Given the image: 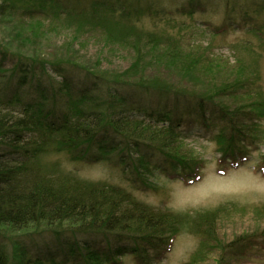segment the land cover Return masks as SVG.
<instances>
[{"label":"trees","instance_id":"16d2710c","mask_svg":"<svg viewBox=\"0 0 264 264\" xmlns=\"http://www.w3.org/2000/svg\"><path fill=\"white\" fill-rule=\"evenodd\" d=\"M142 1H0V19L8 24L18 19L22 33L33 40L38 39V31L31 22L53 14L95 27L104 18H114L117 21L105 25L103 33L108 41L128 48L133 61L124 69H104L100 59L92 63L86 56H72L73 43L64 46L71 55L58 52L47 60L13 51L0 40V147L5 148L0 149V264H70L71 259L82 264H121L126 256L137 264H157L182 232L180 216L141 202L129 187L88 182L60 173L55 164L48 169L43 157L67 154L74 162L117 164L114 154L134 149V172L147 187V173L156 170L191 182L200 178V161L183 152L191 136L184 129L185 115L196 116L206 126H213L216 117L225 122L215 138L222 144L220 163L230 167L247 162L249 146L261 139L264 98L251 99L253 82L242 74L243 65L223 68L206 50L139 28L135 22L154 15ZM164 10L176 20L208 7L190 0L188 7ZM209 26L214 34L226 29ZM66 66L84 72L86 81L66 73ZM51 69L61 72V77L56 79ZM9 82L14 85L11 90L5 86ZM30 85L35 96L26 99L22 90ZM128 87L173 97L175 102L163 99L159 110L142 111L122 91ZM157 157L167 165H158ZM262 159L264 171V155ZM202 227L203 223L195 231L200 234ZM44 233L75 238L104 233L109 241L106 246L73 241L59 260L31 254L24 246L26 238Z\"/></svg>","mask_w":264,"mask_h":264},{"label":"rangeland","instance_id":"374dc122","mask_svg":"<svg viewBox=\"0 0 264 264\" xmlns=\"http://www.w3.org/2000/svg\"><path fill=\"white\" fill-rule=\"evenodd\" d=\"M189 1L143 0L144 6L152 7L154 15L153 18L142 17L140 22H135L136 26L161 38L171 37L186 46L206 50L223 68L238 69L242 64V74L253 82L251 99L264 98V0H195L203 2L208 10L180 15L176 20L164 13V9L188 7ZM227 10H231L230 14ZM104 20L95 27L90 22L81 25L78 19L70 20L64 15L57 17L53 14L49 19L31 22V28L38 31V39L33 40L31 35L27 37L22 33L18 19L9 24L7 20L0 19V40L6 41L13 51L40 55L47 60L54 59L58 52L71 55L70 51L65 53L64 46L73 43L71 47L75 52L72 56H86L92 63L100 59L104 69L129 67L133 63L129 49L108 41L102 30L111 20H117L111 17ZM209 25L226 29L223 33L214 34ZM250 42L253 48H246L250 47ZM233 46L237 49L234 50ZM50 72L56 79L61 77V72L52 69ZM66 73L80 81L87 78L84 72L70 66H66ZM5 86L8 90L14 88L11 82ZM22 91L26 99L35 96L31 85ZM122 91L130 94L135 106L142 111L159 110L163 99L175 102L173 97L133 87ZM183 120L184 129L191 133L185 140L183 152L192 154L200 161L201 167L200 178H193L192 182L191 179L186 181L156 170L155 173H147L148 186L141 185L133 169L132 159L137 156L134 149L131 153L124 151L118 156L114 154L113 158L109 156L114 162H119L117 164L74 162L67 154H52L43 157L42 162L48 169L55 164L60 173L73 174L88 182L107 181L129 187L141 202L180 216L183 219L182 232L165 258L157 264H264V171L260 167L264 155V120L259 123L263 132L261 139L249 146V159L238 168L220 163L222 144L216 140L215 133L222 130L224 121L216 117L213 126H206L196 116L185 115ZM155 160L158 165H167L163 157ZM222 169H226L225 172L221 173ZM203 216L208 218L203 220ZM201 223L203 232L198 234L195 229ZM207 233L209 236H204ZM73 241L83 244L82 241H93L106 246L105 241L109 239L104 233L80 234L76 238L67 233H44L26 238L24 246L31 254L54 255L61 260L68 252L67 244ZM120 260L121 264H137L131 256ZM70 264L82 262L71 259Z\"/></svg>","mask_w":264,"mask_h":264}]
</instances>
